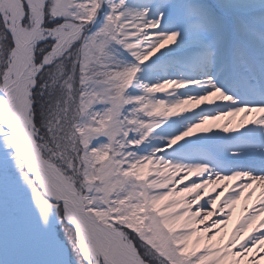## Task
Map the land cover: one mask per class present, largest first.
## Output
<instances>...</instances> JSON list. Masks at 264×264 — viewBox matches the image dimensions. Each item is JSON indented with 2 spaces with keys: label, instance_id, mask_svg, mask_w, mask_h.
Segmentation results:
<instances>
[{
  "label": "snow or ice",
  "instance_id": "6c2138e0",
  "mask_svg": "<svg viewBox=\"0 0 264 264\" xmlns=\"http://www.w3.org/2000/svg\"><path fill=\"white\" fill-rule=\"evenodd\" d=\"M262 214L264 0H0V264H262Z\"/></svg>",
  "mask_w": 264,
  "mask_h": 264
},
{
  "label": "bare ground",
  "instance_id": "6f19581e",
  "mask_svg": "<svg viewBox=\"0 0 264 264\" xmlns=\"http://www.w3.org/2000/svg\"><path fill=\"white\" fill-rule=\"evenodd\" d=\"M257 191H259V189H257ZM254 198H255V196L253 197V199ZM243 203H244L243 198L241 199V201H238L237 202L236 207H235V210H234V213H233L232 222L229 224V228H231L232 223H234L235 220L237 219V217L240 215V213H241V207H242V204ZM248 203L251 204L252 201L249 200ZM262 216H264V214H262ZM262 264H264V262H262Z\"/></svg>",
  "mask_w": 264,
  "mask_h": 264
}]
</instances>
